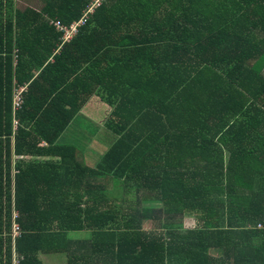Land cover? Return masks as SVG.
Masks as SVG:
<instances>
[{"label":"trees","instance_id":"1","mask_svg":"<svg viewBox=\"0 0 264 264\" xmlns=\"http://www.w3.org/2000/svg\"><path fill=\"white\" fill-rule=\"evenodd\" d=\"M34 1L0 0V264H264V0H105L65 42L93 0Z\"/></svg>","mask_w":264,"mask_h":264},{"label":"built area","instance_id":"2","mask_svg":"<svg viewBox=\"0 0 264 264\" xmlns=\"http://www.w3.org/2000/svg\"><path fill=\"white\" fill-rule=\"evenodd\" d=\"M105 0H93L92 4L88 7L86 10L83 18H81L78 22L72 23L69 26H64L62 23L59 21H54L52 22V25L56 27L58 30H61L63 32V41H68L71 39V37L76 33L77 29L80 26H83L86 22V19H88L89 15L94 12V10L103 3ZM22 91L23 87H20V89L14 93L13 95V111L19 108L20 103H22ZM17 217L16 212H13L12 218H13V223H12V228H11V236L13 240L15 238H18L20 236V228L18 224L15 222V219ZM16 256V255H14ZM18 257V256H17ZM19 259H14V264H18Z\"/></svg>","mask_w":264,"mask_h":264},{"label":"rangeland","instance_id":"3","mask_svg":"<svg viewBox=\"0 0 264 264\" xmlns=\"http://www.w3.org/2000/svg\"><path fill=\"white\" fill-rule=\"evenodd\" d=\"M16 4H17V7L19 8V10L26 8L28 5H29V7L33 8L35 10L40 9V5H38V3L35 2L34 0H16ZM79 119H81V118H79ZM96 127L98 128V126H96ZM90 128H94V127L91 126ZM70 129H73V128H70ZM94 131H96V132L93 133ZM97 131L98 130H94V129L88 130L85 146H88L90 141H92V144H93L97 140L98 135L100 133L104 132V131H100V132H97ZM104 143H105V146L109 145V141L106 138H104ZM107 148H108V146L105 148V150ZM81 149H84V148H81ZM115 195H118V193ZM188 225H190V223H188ZM143 227L145 230L153 229L152 228L153 226L150 223L145 224ZM50 257H51L50 260L53 261V264L60 263V259H58L56 255L51 254ZM43 258L45 259V261H47V262L49 261V258L47 256H44Z\"/></svg>","mask_w":264,"mask_h":264},{"label":"crops","instance_id":"4","mask_svg":"<svg viewBox=\"0 0 264 264\" xmlns=\"http://www.w3.org/2000/svg\"><path fill=\"white\" fill-rule=\"evenodd\" d=\"M16 1V0H15ZM27 7H29V5L27 6ZM16 8L17 9H19L18 7H17V4H16ZM12 146V145H11ZM13 150H14V147L12 146L11 147V153H10V161H12V164L14 163V161H15V155H14V153H13ZM11 189H12V193H13V183H12V187H11ZM5 231H9L8 229H6ZM11 244V243H10ZM14 242L11 244V247H12V249H14ZM19 259L20 257H17V255L16 256H12L11 257V260H10V263L11 264H14V259ZM44 260V262L46 263V264H53V261L52 260H50L49 259V261L47 262V261H45V259H43ZM1 264H8V262H7V258L6 257H4V258H2L1 259ZM18 264H19V261H18Z\"/></svg>","mask_w":264,"mask_h":264}]
</instances>
